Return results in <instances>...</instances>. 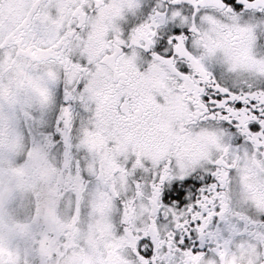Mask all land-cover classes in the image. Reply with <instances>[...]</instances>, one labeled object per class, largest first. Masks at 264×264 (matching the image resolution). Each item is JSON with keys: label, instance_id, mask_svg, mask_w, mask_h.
I'll return each mask as SVG.
<instances>
[{"label": "snow or ice", "instance_id": "6c2138e0", "mask_svg": "<svg viewBox=\"0 0 264 264\" xmlns=\"http://www.w3.org/2000/svg\"><path fill=\"white\" fill-rule=\"evenodd\" d=\"M0 264H264V0H0Z\"/></svg>", "mask_w": 264, "mask_h": 264}]
</instances>
